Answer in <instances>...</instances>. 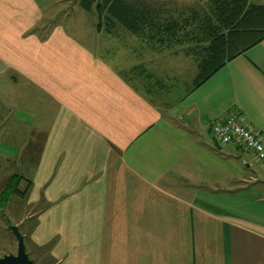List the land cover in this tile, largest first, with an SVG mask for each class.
Listing matches in <instances>:
<instances>
[{"label":"crops","instance_id":"crops-1","mask_svg":"<svg viewBox=\"0 0 264 264\" xmlns=\"http://www.w3.org/2000/svg\"><path fill=\"white\" fill-rule=\"evenodd\" d=\"M53 13L0 0V195L28 189L2 211L30 258L264 264V166L212 133L239 111L264 142V41L184 90L143 39L96 28L92 48Z\"/></svg>","mask_w":264,"mask_h":264},{"label":"trees","instance_id":"trees-1","mask_svg":"<svg viewBox=\"0 0 264 264\" xmlns=\"http://www.w3.org/2000/svg\"><path fill=\"white\" fill-rule=\"evenodd\" d=\"M78 5L97 16L99 32L116 34L124 29L144 41H148L150 33L149 46L154 49L156 45L165 48L188 41L192 49L187 54L193 57L198 69L194 88L264 41V6L251 4L249 0H210L208 8L192 9L184 22L167 18L166 14L175 12L164 11L158 2L78 0ZM190 26L198 33L184 38L181 34ZM10 181L0 195L2 210L12 197H25L28 192L19 189L20 177Z\"/></svg>","mask_w":264,"mask_h":264},{"label":"rangeland","instance_id":"rangeland-1","mask_svg":"<svg viewBox=\"0 0 264 264\" xmlns=\"http://www.w3.org/2000/svg\"><path fill=\"white\" fill-rule=\"evenodd\" d=\"M45 8L49 9V11L52 12L54 10V17L55 20L57 19L59 23L65 25V26H79L80 30L74 32L76 29L72 28V33L76 34L79 37L84 36L81 32V29L87 34L90 35L89 32L92 31L93 36H91L92 41H90V45L92 48H94V34H97L98 31L96 30L98 26V18L96 15L88 13L87 11L80 8L78 5V0H40ZM142 2H158L159 5L164 7V11H173L175 13L173 14H166V17H174L175 19L181 20V22L186 21L190 17V14L192 13V9H200V7H206L209 6L210 0H194L193 2H187L186 0H140ZM252 4L251 0H249ZM173 2V3H172ZM184 10L188 11L185 12ZM165 17V18H166ZM93 29V30H92ZM95 30V32H94ZM97 31V32H96ZM194 26H190L187 28V30L184 31L182 36H191V34H197ZM127 36L121 35V37ZM104 37H110L106 32L104 31ZM131 36L129 35V38ZM136 37V36H135ZM150 39V33L148 35ZM137 38V37H136ZM125 39V38H124ZM138 39H143L141 37H138ZM144 41V43L149 44L150 40ZM157 52H150V54L147 56L148 59L153 60L158 56L157 62H154L160 67V69H156L154 73L158 76H164L168 71H171L172 79L180 80L178 81L182 86H184V90L186 88H191L193 81L198 75V69L195 64V60L192 56H188L186 53L192 49V46L189 45V42L184 41L183 43H178L176 45H173L171 47H163L160 45H156ZM153 48V47H152ZM154 49V48H153ZM160 56V58H159ZM153 71V69H152ZM167 71V72H165ZM170 74V72H168ZM170 77V76H169ZM5 216L14 221V217L11 215V213L5 212ZM4 213L2 211V208L0 207V258L4 257L7 254H10L13 250V246L11 247V243L14 240V235L9 230L10 223L9 221L4 219ZM13 217V218H12ZM14 237V238H13ZM13 244V243H12ZM15 250V248H14ZM31 259L34 260L36 264H44V261L48 262V259L46 260L45 254H30ZM57 264V263H56Z\"/></svg>","mask_w":264,"mask_h":264},{"label":"built area","instance_id":"built-area-1","mask_svg":"<svg viewBox=\"0 0 264 264\" xmlns=\"http://www.w3.org/2000/svg\"><path fill=\"white\" fill-rule=\"evenodd\" d=\"M215 141L220 145L236 144L253 152L264 166V142L259 135L242 123L239 111H232L224 120L212 124Z\"/></svg>","mask_w":264,"mask_h":264},{"label":"water","instance_id":"water-1","mask_svg":"<svg viewBox=\"0 0 264 264\" xmlns=\"http://www.w3.org/2000/svg\"><path fill=\"white\" fill-rule=\"evenodd\" d=\"M9 227V230L12 232L15 239H17V253L5 255L0 258V264H35L27 253L26 239L20 229L13 225H10Z\"/></svg>","mask_w":264,"mask_h":264}]
</instances>
